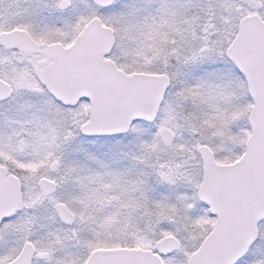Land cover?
<instances>
[{
    "label": "snow or ice",
    "instance_id": "1",
    "mask_svg": "<svg viewBox=\"0 0 264 264\" xmlns=\"http://www.w3.org/2000/svg\"><path fill=\"white\" fill-rule=\"evenodd\" d=\"M25 11L0 25V264H264V0Z\"/></svg>",
    "mask_w": 264,
    "mask_h": 264
},
{
    "label": "flooded vegetation",
    "instance_id": "2",
    "mask_svg": "<svg viewBox=\"0 0 264 264\" xmlns=\"http://www.w3.org/2000/svg\"><path fill=\"white\" fill-rule=\"evenodd\" d=\"M31 8L32 0H0V25L8 26L23 23L30 18L25 10L27 9L30 11ZM47 15V13H43L36 17V23L39 25L46 22L45 18ZM51 19H55V17ZM17 100L25 101L27 100V96H23L21 99L17 98ZM14 107L15 105L12 106V109H14Z\"/></svg>",
    "mask_w": 264,
    "mask_h": 264
},
{
    "label": "rangeland",
    "instance_id": "3",
    "mask_svg": "<svg viewBox=\"0 0 264 264\" xmlns=\"http://www.w3.org/2000/svg\"><path fill=\"white\" fill-rule=\"evenodd\" d=\"M122 2H124V3H129V2H132V0H122ZM115 52H116L117 55H121L119 49H115ZM18 98L21 99V97H18ZM27 99H29V97H27ZM31 100H32V102L37 103V104L41 102V99H40V98H35V97H33V98H31ZM18 101H19V100H18ZM19 102H20V103H23L24 101H19ZM13 105H15V107H16V106H17V101L12 102L11 107H12ZM15 107H14V109H12L13 112H15ZM0 111H3V109H0ZM241 122H242V121H241ZM241 122H240V123H241ZM89 147L93 148V150H95V151L97 152L98 155H101L102 158L110 159V156H104V153L107 151V149L100 147L99 143H98L96 146H89Z\"/></svg>",
    "mask_w": 264,
    "mask_h": 264
},
{
    "label": "water",
    "instance_id": "4",
    "mask_svg": "<svg viewBox=\"0 0 264 264\" xmlns=\"http://www.w3.org/2000/svg\"><path fill=\"white\" fill-rule=\"evenodd\" d=\"M66 99L72 101L73 97L69 94L68 96H66Z\"/></svg>",
    "mask_w": 264,
    "mask_h": 264
},
{
    "label": "trees",
    "instance_id": "5",
    "mask_svg": "<svg viewBox=\"0 0 264 264\" xmlns=\"http://www.w3.org/2000/svg\"><path fill=\"white\" fill-rule=\"evenodd\" d=\"M243 124H244V122L242 121V122L240 123V126H243Z\"/></svg>",
    "mask_w": 264,
    "mask_h": 264
}]
</instances>
